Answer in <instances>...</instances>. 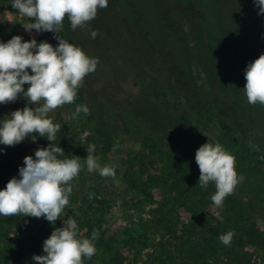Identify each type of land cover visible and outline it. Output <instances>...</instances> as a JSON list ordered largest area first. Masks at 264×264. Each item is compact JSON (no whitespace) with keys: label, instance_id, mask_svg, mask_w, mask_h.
<instances>
[{"label":"rangeland","instance_id":"374dc122","mask_svg":"<svg viewBox=\"0 0 264 264\" xmlns=\"http://www.w3.org/2000/svg\"><path fill=\"white\" fill-rule=\"evenodd\" d=\"M11 2L0 0V32L8 33L10 38L19 35L24 41L34 38L37 44L47 41L54 47L59 43L57 35L82 48L90 58H98L96 71L83 82L95 100L99 102L105 94L111 96L115 104L134 112L135 119H149L156 130L167 132L169 142H173L165 147L161 143L164 139L156 144L134 133L121 132L110 138L96 135L95 120L88 119L90 112L74 116L77 106L86 105L80 87L74 103L48 114L53 123L61 121L68 127L76 140L72 158L80 157L82 165L78 178L72 181L69 205L55 225L46 218L28 217L27 228L13 230L10 264H36L33 256L46 254L41 252L44 241L68 218L76 220L79 238L91 239L93 231L98 232L99 238L93 241L96 253L91 259L83 258V264H110L117 245L128 259L125 264H157L149 257L150 251L134 258L136 249L141 247L138 242L136 249L125 243L130 236L141 238L147 226L164 214L188 222L191 211L201 209L203 228L198 227L194 235L211 256L218 251L219 237L225 234L224 222L240 221L250 225L256 235L264 233V105H250L243 89L247 66L264 54V15L259 14L254 0H109L108 7L99 9L96 19L85 28L73 30L65 19L57 34L35 29L28 32L23 24L29 19L19 16ZM93 30H99L95 39L90 35ZM139 58L144 64L152 61L156 70L130 69L132 61ZM170 70L180 71L184 83L165 73ZM147 72L154 75L156 85L164 79L169 82L174 93L187 95L193 86H199L203 94L194 97L191 104L198 99H212L210 111L200 110L203 118L199 131L204 137L211 136L207 142L220 144L235 157V170L244 177L221 207L217 208L211 200L216 191L214 183L210 182L206 189L198 185L200 170L195 154L207 142L188 136L175 149L178 136L173 130L174 117L147 91L151 78L146 77ZM178 94H174L176 98ZM193 94L197 95L196 91ZM180 101H184L182 97ZM128 119L127 114H120L118 121L127 125ZM90 145L95 146L93 155L101 166L115 169L114 178L87 170L85 159ZM252 146H258V150ZM7 147L13 150V146L0 144V162L7 159ZM41 147L35 141L27 152L22 151L20 159L35 158ZM12 178H20L14 167L8 182ZM179 179L184 182L183 187L177 182ZM181 189L187 193L181 195ZM208 230L216 235L206 242L211 236ZM219 246L224 245L220 242ZM243 249L252 250L258 257L255 264H264V247L253 244L244 245Z\"/></svg>","mask_w":264,"mask_h":264},{"label":"clouds","instance_id":"9594fccd","mask_svg":"<svg viewBox=\"0 0 264 264\" xmlns=\"http://www.w3.org/2000/svg\"><path fill=\"white\" fill-rule=\"evenodd\" d=\"M254 2L259 14L264 15V0ZM108 3L109 0H12L11 5L19 16L29 19V23L23 24L28 32L35 29L57 34L65 19L73 30L85 28ZM98 34L99 30L90 33L93 39ZM55 38L59 41L56 47L47 41L37 44L34 38L24 41L19 35L6 43L0 42V104L16 102L23 94L28 105H41L11 112L0 126V144L15 146L33 134L55 142L60 125L54 124L48 114L74 103L85 77L96 71L98 58H90L82 48L57 35ZM245 80L247 102L264 105V54L247 66ZM25 84L29 85L27 91ZM80 112L87 115L89 108L77 106L74 116ZM252 147L258 150V146ZM94 149V145L87 148V170L114 178L115 169L101 166L93 155ZM63 155L64 150L52 143L36 150L35 158L26 156L24 166L19 169L20 178H12L0 190V216L46 218L55 225L69 205L72 181L82 169L80 157L58 158ZM195 160L200 170L198 185L206 189L210 182L214 183L216 191L211 200L217 208L221 207L244 179L235 170V157L220 144L207 142L198 148ZM233 235L230 231L219 240L230 246ZM98 238L95 230L91 239L79 238L76 220L68 218L63 227L55 228L44 241L46 254L34 255L33 260L36 264H83V258L91 259L95 255L93 241Z\"/></svg>","mask_w":264,"mask_h":264},{"label":"trees","instance_id":"16d2710c","mask_svg":"<svg viewBox=\"0 0 264 264\" xmlns=\"http://www.w3.org/2000/svg\"><path fill=\"white\" fill-rule=\"evenodd\" d=\"M142 1L147 3L146 0ZM8 35L9 34L6 32H0V42H8L11 39L10 35L9 38L7 37ZM164 49L166 48L164 47ZM137 51L139 50L137 49ZM201 55L199 52L198 57H201ZM153 64L152 61L145 62L144 64L139 58L134 59L132 61V66L129 67L130 69L148 67V71L151 70L150 72H153L156 70L155 67L152 68ZM189 65H193V63H190ZM149 66L151 67L149 68ZM162 68L163 67H161L160 70H162ZM190 71L191 73H195L193 68H191ZM147 73L146 77H151L149 80L150 88L147 89V91L152 94L156 101L159 100L160 103H162L161 105H164L166 108V111L171 112L174 117L173 130L178 136V142L174 144L175 149L183 145L181 144L183 143L181 141L185 140L188 136H191L202 143L207 142L211 136L207 135L204 137L201 131H199L198 126L202 124L201 118H203L201 117L203 114L200 110H202V108L204 110H209L213 103L212 99H198L196 104H191L194 97H199L203 94L204 90L202 91L199 86H193L190 93L182 95L178 94L179 91L174 93V87H171L169 82H164L165 79L162 81L161 85H156L157 83L152 80L154 75L149 74V72ZM165 73L182 80L180 71L170 70ZM186 77H190L189 73L186 74ZM193 79L195 78L193 77ZM184 81L185 79L182 80V83H184ZM197 81L198 80L195 82ZM211 86L214 87L213 85ZM28 87L29 86L24 85L25 91H27ZM194 91H196L197 95L193 94ZM174 94H178V97L176 98ZM213 95L216 97L218 94L214 92ZM181 97L184 101H180ZM81 98L82 102L90 107L89 112L91 113V117L88 119L95 120L93 129L95 130L96 135L110 138L121 132L124 134L134 133L137 137H144L151 141L154 140L156 144L159 143L158 141H160V139H164L161 143H164L165 147L172 145L173 141L169 142L170 135H168L167 132L156 130L157 128L151 124L149 119H135L134 112L132 113L124 110L121 108V104H115L111 96L105 94V97L98 102L83 83V86L81 87ZM27 106L33 108L37 107L32 104L28 105V101L23 97V94L16 103H13V105L12 103L0 104V126H2L4 120L9 118L8 116L11 112L23 109ZM120 114H127L129 116L127 125H122L118 121ZM212 114H214V112ZM193 120L195 123H193ZM54 124L60 125V131L57 133L55 142H50L46 138L39 137L38 134H33V136L26 138L22 143L13 146V150H10L11 147H7L9 149L7 151V159L0 162V184H2L0 190H3L6 187L8 183V175L13 170V167L19 170L24 166V160L20 159L23 158L22 151L27 152L32 148L35 141H38L43 148H47L49 144L52 143H55V146H60L64 150V155L58 157L60 159H70L73 157V151L75 150L74 143L76 140L71 136L68 127L61 121L55 122ZM177 182L180 187H183L184 182L182 179H179ZM186 191V189H181L180 194L184 195L187 193ZM191 217V220L188 222H179L174 220L171 216L164 214L160 218L154 219V221L147 226L141 236L142 239L140 237L136 239L130 236L125 245L130 243L129 245L131 247L128 248L136 249V242H138V247H141L136 249L137 252L134 254V258L137 256L139 257V255L142 256L143 251H150L149 257L153 259L154 263L157 261V264H255V260H257L258 257H254L252 250L246 251L243 247L244 245L252 246L253 244H257L259 247L261 246L263 248L264 233L261 235L259 234L260 236H258L255 232H251L253 228H251L250 225L243 224L242 222L240 223V221L224 222L222 231L225 234L230 231L234 233L231 245L226 246L223 244V247H218L220 244L219 241L216 244L219 253L216 254L218 252L216 251L215 254L211 256V254L206 251L205 246H202L194 235V231H196L198 227L203 228L201 209H194L191 211ZM28 226V217H23L22 215L10 217L0 216V264H10L9 253L13 247L11 242L12 231L24 230ZM219 226H222V224H219ZM208 233L211 236L207 238L206 242L209 240L212 241L213 235H216V233L212 231H209ZM149 239L153 242H148ZM102 243L103 242L100 244ZM42 251L43 247L41 248V252ZM113 251H115L116 256L110 264H125L128 259L118 250V245L113 248ZM18 264L24 263L20 262Z\"/></svg>","mask_w":264,"mask_h":264}]
</instances>
